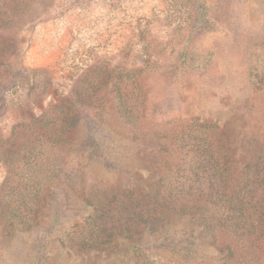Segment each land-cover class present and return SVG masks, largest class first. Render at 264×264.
<instances>
[{"label":"rangeland","instance_id":"374dc122","mask_svg":"<svg viewBox=\"0 0 264 264\" xmlns=\"http://www.w3.org/2000/svg\"><path fill=\"white\" fill-rule=\"evenodd\" d=\"M124 68L139 69L141 120L157 133L152 141L137 138L116 113L111 84ZM84 90L92 99L76 104L81 121L58 154L61 168L28 200L37 210L31 230L10 216L18 197L4 185L0 160V264H222L190 216L106 241L100 251L81 241L92 195L111 224L116 202L149 190L156 175L148 157L164 134L169 141L199 119L228 129L242 156L261 145L264 0H0L1 145L14 125ZM250 243L246 264H264V234Z\"/></svg>","mask_w":264,"mask_h":264},{"label":"trees","instance_id":"16d2710c","mask_svg":"<svg viewBox=\"0 0 264 264\" xmlns=\"http://www.w3.org/2000/svg\"><path fill=\"white\" fill-rule=\"evenodd\" d=\"M138 70L119 72L124 76L111 84L112 102L122 123L135 128L137 138L152 141L157 133L147 130L141 120L143 92L134 75ZM5 95H0V109L7 105ZM72 97L61 99L28 123L14 125L8 141L0 143V160L8 167L4 185L18 197L10 216L22 231L31 230L37 221V210L28 204L30 195L42 192L56 176L61 168L58 154L81 121L76 104L92 99L86 90L83 97L79 93ZM232 137L216 122L199 119L182 126L169 141L164 134V142L148 157L155 181L143 195L129 193L126 202H116L117 219L111 224L97 214L101 202L92 195L88 204L94 215L82 237L83 246L100 251L106 241L133 240L144 231H159L172 216H190L199 221L222 264H246L251 240L264 234V139L250 156H242V142L235 145ZM161 162L164 165L159 166Z\"/></svg>","mask_w":264,"mask_h":264}]
</instances>
